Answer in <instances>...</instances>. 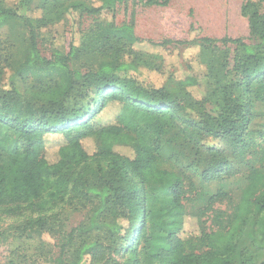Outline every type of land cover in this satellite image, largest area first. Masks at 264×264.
I'll return each mask as SVG.
<instances>
[{
    "label": "trees",
    "instance_id": "16d2710c",
    "mask_svg": "<svg viewBox=\"0 0 264 264\" xmlns=\"http://www.w3.org/2000/svg\"><path fill=\"white\" fill-rule=\"evenodd\" d=\"M14 1L0 0V28L20 22L28 44L17 66L9 55L5 67L37 84L25 95L0 84V207H38L44 216L31 225L41 236L45 212L76 201L84 219L60 239L53 264H96L108 255L111 264H237L236 255L240 264H257L240 242L252 220L264 240V132L250 129L253 103H264V9L253 2L244 7L250 42L230 36L177 42L208 56L205 95L196 100L187 90L196 77L175 87L137 78L150 64L138 50L150 51L133 22L116 21L118 4L127 0ZM137 1L165 6L172 0ZM84 12L102 19L92 40H72L68 51L54 48L45 56L40 31ZM168 42L148 40L153 47ZM216 42L232 45L233 61L230 52L218 57ZM91 51L112 54L80 74L81 89L87 96L96 91V98L75 109L79 82L72 63ZM53 133L64 138L55 150L46 143ZM165 144L206 182L242 171L239 197L222 187L206 192L185 170L163 166Z\"/></svg>",
    "mask_w": 264,
    "mask_h": 264
},
{
    "label": "rangeland",
    "instance_id": "374dc122",
    "mask_svg": "<svg viewBox=\"0 0 264 264\" xmlns=\"http://www.w3.org/2000/svg\"><path fill=\"white\" fill-rule=\"evenodd\" d=\"M6 1L8 4L15 3L14 0ZM78 1L87 3L86 0ZM248 2L257 3L261 10L264 9L262 0H172L165 6L147 5L137 0L119 3L116 21L119 24L133 22L136 34L145 40L146 49L150 51L149 53L138 50L140 56L150 63V67L145 65L135 75L145 84L158 87L163 86L168 80L167 85L175 87L177 81L184 80L188 76L196 77L198 84L188 86L187 90L194 99H202L206 90L208 56L205 59L203 57L204 62L200 57L199 46L177 42L201 37L222 39L225 36L241 37L250 42L249 14L244 10ZM40 14L39 11L36 12V15ZM73 17L68 15L63 21L40 31L39 43L45 56L50 57L54 48L68 51L72 40L79 43L84 39L88 43L96 35L99 21L102 20L100 17L85 12L83 15L76 13ZM27 37L28 31L20 22H13L0 28V69L5 71L0 84L5 88L14 86L21 95L28 93L31 87L37 84V80L33 77L20 78L13 72L12 67H5L8 66L5 60L11 55L8 60L13 62L14 67L17 66L25 55ZM148 40L158 43L170 42L164 46L153 47ZM213 47L218 57L229 55L230 52L229 60L233 61L235 51L232 45L225 46L221 42H216ZM111 54L108 51L107 53L91 51L81 61L72 63L79 82L71 97L72 107L75 109L83 105L86 107L88 99L96 98V91L90 92L87 96L85 88L81 89L82 81L79 76L86 71V68L95 67L99 61L109 58ZM120 74L123 76L124 72ZM207 109L211 114H217L214 106L207 105ZM252 111L254 116L250 129L264 132V103L254 102ZM83 114L84 112L80 115ZM107 118L108 114L102 119ZM63 140V136L58 133L46 137V143L52 150L57 149ZM206 143L211 144L214 141L208 139ZM160 153L164 159L163 166L185 170L193 178L196 186L206 192L216 193L222 187L233 191L237 198L245 186L242 171L224 173L219 179L206 182L197 176L194 169L188 168L187 163L166 144L163 145ZM39 216H44V212L38 207L24 205L18 210H12L10 206L0 207V264H53L59 252L60 239L62 238L61 241L66 239V233L84 219V211L80 210L76 201L56 204L45 212L49 221L41 236L31 225V220ZM190 223L191 221L188 220L187 229L191 227L192 223ZM247 246L254 253L257 264L264 262V240L255 234L254 220L250 222L240 242V248ZM234 261L240 264L238 255L234 257ZM96 264H111V255Z\"/></svg>",
    "mask_w": 264,
    "mask_h": 264
}]
</instances>
